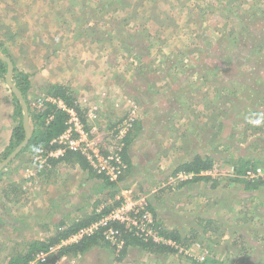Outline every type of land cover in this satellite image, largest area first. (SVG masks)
<instances>
[{"label": "rangeland", "instance_id": "obj_1", "mask_svg": "<svg viewBox=\"0 0 264 264\" xmlns=\"http://www.w3.org/2000/svg\"><path fill=\"white\" fill-rule=\"evenodd\" d=\"M0 44L31 76L33 111H43L53 84L87 108L88 130L106 133L137 107L133 133L147 130L144 139L173 157L155 225L178 232L187 253L138 249L120 258L105 243L107 251H88L93 264H264V183L242 179L247 167L264 166V0H0ZM14 97L0 78V155ZM197 155L212 170L186 190L175 171ZM57 166L38 165L29 148L0 174V264L72 221L61 207L66 168ZM134 193L155 203L156 194ZM112 204L105 197L97 208Z\"/></svg>", "mask_w": 264, "mask_h": 264}, {"label": "built area", "instance_id": "obj_2", "mask_svg": "<svg viewBox=\"0 0 264 264\" xmlns=\"http://www.w3.org/2000/svg\"><path fill=\"white\" fill-rule=\"evenodd\" d=\"M54 101L56 102V100ZM59 105L69 115L68 128L61 136L52 141V145L57 146V148L52 151L42 152L35 157L36 163L41 166H49L50 164L47 161L50 157L58 159L66 152L73 151L82 154L94 170L104 174L110 181L120 182L121 176L128 169V165L122 155L125 148V140L138 120V108L134 107L131 109L127 117L114 123V126L107 130L106 133H101V130L96 127L88 130L86 124L91 125L94 119L91 115H88L87 118L84 117L83 113L87 108H81L76 103L77 107L69 109L60 101ZM91 114L93 115V112ZM95 135L96 138L94 139ZM107 137L109 138L107 139ZM207 172L199 174L180 172L175 177L182 183L193 179L195 176H206ZM243 173V182L247 184L264 183V166L262 165L249 166ZM118 195L116 197V201L119 202L118 206L113 209L110 208L107 213L103 214L104 211H107L106 208L108 206L101 205L95 209L96 214H100V218L96 222L79 230L60 244L51 247L50 250L38 253L29 264L58 262L57 256L62 248L76 244L85 236H91L98 231L102 232L106 243L113 248L120 258L130 248L128 240L124 237L128 233L132 237L143 241L151 240L156 244L167 246L174 252L187 253L184 243L167 239L156 232L155 217L149 209L150 203L147 197L137 195L129 188H123Z\"/></svg>", "mask_w": 264, "mask_h": 264}, {"label": "trees", "instance_id": "obj_3", "mask_svg": "<svg viewBox=\"0 0 264 264\" xmlns=\"http://www.w3.org/2000/svg\"><path fill=\"white\" fill-rule=\"evenodd\" d=\"M0 50L7 55L8 51L5 49L3 44H0ZM14 63V73H13V82L18 90L22 93L25 100L28 103L29 107V118L30 122L32 123L33 133L31 139L27 146H25L22 151L17 155L15 159H17L22 153L26 152L27 149H33L34 157L39 156L42 152L52 151L57 148V146L52 145V141L61 136L68 128L67 121H68V113L62 109L59 105V101L63 102L67 108H75L76 99L74 97V91L66 85L61 84H53L50 85L49 89L46 92V99L43 104V111L37 112L33 111L30 106L29 102V95L31 90L33 89L32 82L30 80V74L19 70L17 65ZM8 72V65L6 62L0 59V78H5ZM56 100V102L54 101ZM15 101V108L13 113V130L11 134V139L9 146L6 150V153L0 155V164L7 159V157L13 153L26 139L27 133L25 130L24 125V110L20 101L17 97H14ZM138 123L136 121L135 125ZM114 124L112 125V127ZM134 129L132 128L130 134L125 140V148L122 153L125 163L128 165L127 171L121 176L120 182H112L104 174L98 173L96 170L92 168L90 163L87 159L80 153L68 151L64 155L60 156L58 159L54 157H50L47 161L48 164H52L56 166L58 163L66 161V162H77L78 165L84 169L88 170L90 173H94L97 176L101 177L106 186L109 188L110 191V199L113 201L112 206L107 207V211H104L103 214L107 213L110 208L113 209L119 205V202L116 201L115 197L118 195L120 190H122V181L126 175V173L130 169V160L128 156V148L132 143ZM9 163L3 170L0 171V174L10 165ZM213 162L210 158H203L200 155H197L193 160L184 163L183 165L179 166L176 171L175 175L179 174L180 172H185L188 174H199L201 172H207L212 170ZM199 180H208L207 177L204 176H195L193 179L189 181H183L181 184L187 183H195ZM150 202V201H149ZM98 205L95 206L93 212L84 218L81 219H73L71 222H67V220H61L59 223L56 233L47 237L43 240L35 239L29 242L26 246L27 250L22 252L21 254L15 255L9 264H29L38 253L45 252L50 250L51 247H54L60 244L63 240L67 239L71 235L77 233L79 230L88 227L92 223L96 222L100 217V214H96V208ZM149 209L154 215L156 219V213L152 204L150 203ZM156 228L159 229V234L167 239H171L175 242H185L182 241L180 238V234L176 231H169L161 225L160 222H156ZM126 240H128V244L131 246H138L142 250H146L149 252H164L170 251L167 246L156 244L153 241H143L136 237H132L129 233L124 235ZM188 240V239H185ZM103 243H106V240L101 231H98L96 234L85 236L80 242L64 247L59 251V255L57 259L62 258L65 255L84 253L91 247L99 246ZM172 251V250H171ZM126 251L124 252V254ZM123 254V255H124ZM193 264H223V262H219L215 259H207L203 262H193Z\"/></svg>", "mask_w": 264, "mask_h": 264}, {"label": "crops", "instance_id": "obj_4", "mask_svg": "<svg viewBox=\"0 0 264 264\" xmlns=\"http://www.w3.org/2000/svg\"><path fill=\"white\" fill-rule=\"evenodd\" d=\"M103 108L104 107H102L100 111ZM105 113H108V111L103 112V114ZM108 122L109 120H107V123ZM147 132V130L145 131L143 129L131 135L132 137H134V135H137V137L132 140V143L128 148V156L131 164L129 171L126 173L122 182L124 188H131L133 191H137L143 195L156 194L152 197L153 200H151L152 198H150L151 202L155 201V203H152V206L156 213V209L161 206V203L156 202L160 195L157 194V191L162 190L165 187V182H169V178L173 174L172 169V171H169V166L171 163V167L173 168L174 163L172 161L173 157L170 155L168 156V154L163 152L161 143H151L150 140L144 139L145 137H147ZM143 140H146L147 142L146 147H142V142H144ZM139 147L143 148L142 151L141 149H139ZM57 165V168L59 166H64L66 169H68H61V171H64V174H61L59 178L62 179L60 180V190L61 194L64 195L62 197L63 203L61 204V207L66 208L68 212L65 215H70L68 218H70L71 220H77L89 216L93 212L96 206L95 204L99 205L101 202H103V200H105V197L110 199L109 188L106 186L104 180L101 177L97 176L94 173L88 172V170L82 169L77 162L63 161L58 163ZM164 167H166L167 169H165ZM124 182H127V184H125ZM171 182H173V180L171 181L170 179V183ZM195 185L198 186V184L195 183H188L184 184L183 186H185L187 190L188 187H192ZM192 197L195 196H189L190 199H192ZM99 200H101V202ZM64 204H66V206H62ZM235 207L238 208L240 206L235 205ZM161 222H163V220H161ZM167 226L170 227L168 224ZM173 229L177 230L175 228ZM137 247L138 246L131 245L126 252L132 253V251L134 250H142ZM95 248H104V251H107L109 249V247H107V245L103 243L99 246L89 248L84 253H78L77 255H65L60 259L59 262L60 264H64V262H66L65 259H67L68 262H71V259H73L75 261L71 262V264H79V259H75L72 256H81L85 258L83 264H91L93 260L91 258L88 259L87 257L89 255L87 254L89 250H94Z\"/></svg>", "mask_w": 264, "mask_h": 264}, {"label": "water", "instance_id": "obj_5", "mask_svg": "<svg viewBox=\"0 0 264 264\" xmlns=\"http://www.w3.org/2000/svg\"><path fill=\"white\" fill-rule=\"evenodd\" d=\"M0 59L3 60L4 62L7 63L8 65V72L6 75V83L8 84V86L11 88L12 93L19 99L20 104L23 107L24 110V125H25V130L27 133V137L25 139V141L13 152L11 153L7 159H5L1 164H0V171L3 170L9 163H11L16 157L17 155L22 151V149L28 145L32 133H33V129H32V125L30 124V118H29V107L27 104V101L25 100L24 96L22 95V93L18 90V88L15 86L14 82H13V73H14V63L12 62V60L5 55L3 52L0 51Z\"/></svg>", "mask_w": 264, "mask_h": 264}]
</instances>
